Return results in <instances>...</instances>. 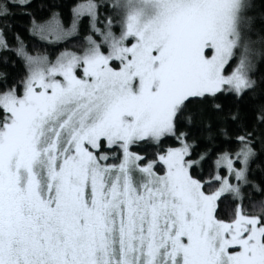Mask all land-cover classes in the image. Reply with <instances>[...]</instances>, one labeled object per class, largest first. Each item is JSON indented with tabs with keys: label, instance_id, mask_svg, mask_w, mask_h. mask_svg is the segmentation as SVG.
<instances>
[{
	"label": "snow or ice",
	"instance_id": "6c2138e0",
	"mask_svg": "<svg viewBox=\"0 0 264 264\" xmlns=\"http://www.w3.org/2000/svg\"><path fill=\"white\" fill-rule=\"evenodd\" d=\"M0 264H264V0H0Z\"/></svg>",
	"mask_w": 264,
	"mask_h": 264
},
{
	"label": "trees",
	"instance_id": "16d2710c",
	"mask_svg": "<svg viewBox=\"0 0 264 264\" xmlns=\"http://www.w3.org/2000/svg\"><path fill=\"white\" fill-rule=\"evenodd\" d=\"M69 2H70V0H69Z\"/></svg>",
	"mask_w": 264,
	"mask_h": 264
}]
</instances>
